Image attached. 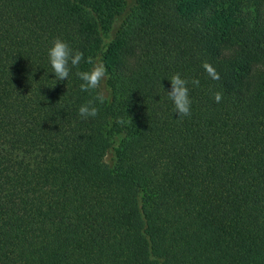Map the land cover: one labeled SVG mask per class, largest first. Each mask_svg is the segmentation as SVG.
<instances>
[{
    "label": "trees",
    "instance_id": "trees-1",
    "mask_svg": "<svg viewBox=\"0 0 264 264\" xmlns=\"http://www.w3.org/2000/svg\"><path fill=\"white\" fill-rule=\"evenodd\" d=\"M0 264H264V0H0Z\"/></svg>",
    "mask_w": 264,
    "mask_h": 264
},
{
    "label": "clouds",
    "instance_id": "clouds-1",
    "mask_svg": "<svg viewBox=\"0 0 264 264\" xmlns=\"http://www.w3.org/2000/svg\"><path fill=\"white\" fill-rule=\"evenodd\" d=\"M47 61L54 76V80L67 81L70 73L75 70V76L81 82L79 87L81 92H89L97 89L106 76V68L102 63H95L90 68L81 70L80 64L85 60L84 53L78 49H73L69 43L63 39L55 38L47 49ZM90 63L89 61H86ZM170 90L166 91L168 99L172 102L174 112L180 116L190 114V98L188 81L181 78L179 74L173 75L169 80ZM55 83V84H56ZM193 84H199L198 80L192 81ZM215 99L219 102L220 96ZM106 96L103 93H97L95 100H88L82 103L78 108V115L82 119L94 118L97 116V103H104Z\"/></svg>",
    "mask_w": 264,
    "mask_h": 264
},
{
    "label": "rangeland",
    "instance_id": "rangeland-1",
    "mask_svg": "<svg viewBox=\"0 0 264 264\" xmlns=\"http://www.w3.org/2000/svg\"><path fill=\"white\" fill-rule=\"evenodd\" d=\"M110 157H111V154H110V153H108V154H107V156H106V158H105L106 162H109V160H110Z\"/></svg>",
    "mask_w": 264,
    "mask_h": 264
}]
</instances>
